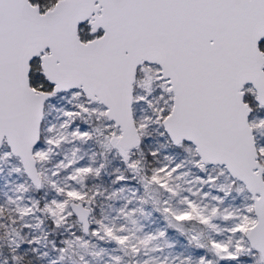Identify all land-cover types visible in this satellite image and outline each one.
<instances>
[{
    "label": "snow or ice",
    "instance_id": "6c2138e0",
    "mask_svg": "<svg viewBox=\"0 0 264 264\" xmlns=\"http://www.w3.org/2000/svg\"><path fill=\"white\" fill-rule=\"evenodd\" d=\"M0 264H264V0H0Z\"/></svg>",
    "mask_w": 264,
    "mask_h": 264
}]
</instances>
